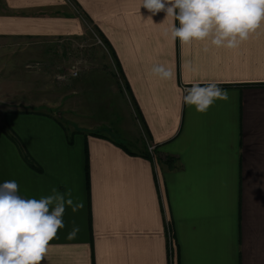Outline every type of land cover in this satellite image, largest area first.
<instances>
[{
	"label": "crops",
	"instance_id": "crops-1",
	"mask_svg": "<svg viewBox=\"0 0 264 264\" xmlns=\"http://www.w3.org/2000/svg\"><path fill=\"white\" fill-rule=\"evenodd\" d=\"M71 2L0 0V60L32 38L79 35L76 6L117 69L73 76L70 130L32 108L0 121V184L15 180L35 199L71 189L81 205L66 208L40 264H264V24L234 49L181 46L165 34L172 18L140 0ZM156 64L173 78L153 74ZM109 76L125 87L117 111L97 98ZM211 82L229 99L207 113L183 103L182 89ZM128 96L139 116L131 137L120 122ZM112 124L134 149L102 132ZM147 143L156 145L150 158Z\"/></svg>",
	"mask_w": 264,
	"mask_h": 264
},
{
	"label": "clouds",
	"instance_id": "clouds-1",
	"mask_svg": "<svg viewBox=\"0 0 264 264\" xmlns=\"http://www.w3.org/2000/svg\"><path fill=\"white\" fill-rule=\"evenodd\" d=\"M152 15L161 11L172 23L165 30L181 46L208 41L220 48L234 49L264 24V0H140ZM151 18V17H149ZM164 19V20H165ZM178 22V25L176 24ZM152 73L169 80L173 71L163 64ZM183 103L207 113L217 100H228L229 93L217 83H198L182 89ZM15 180L0 184V264H40L46 257L49 242L65 227L66 208L76 212L81 205L72 199L71 189L61 193L56 188L39 199L23 198ZM74 226L68 238H75Z\"/></svg>",
	"mask_w": 264,
	"mask_h": 264
},
{
	"label": "rangeland",
	"instance_id": "rangeland-1",
	"mask_svg": "<svg viewBox=\"0 0 264 264\" xmlns=\"http://www.w3.org/2000/svg\"><path fill=\"white\" fill-rule=\"evenodd\" d=\"M66 1L73 6L71 0ZM75 8L82 29L79 35L69 33L55 38H32L24 42L27 44L23 45L25 50L11 52L8 56L6 53L1 57V123L7 125L6 120H3V116L9 110H28L32 108L53 114L58 122L67 130H70L72 89L77 85L76 81L78 80H73L70 72L85 73L89 69L92 71L97 70L103 72L106 79L108 73L117 70L116 64L110 56L109 48L101 35L81 12L78 13L76 6ZM60 77H64V79ZM109 79L108 83L104 85L103 95L98 93L97 98L101 101L105 95L104 102L106 103L108 99L110 102L112 101L110 106H113V109L117 111L118 107H123L124 103L123 99L122 103L118 99L120 93L117 92L120 89L119 92L125 97V87L121 85L117 89L115 81H112L111 77ZM112 82H114V85ZM117 99L118 101H116ZM104 102L100 103L104 104ZM132 105L133 103H130V97L128 96L127 108L129 111L127 117L124 119L123 116V120H120L122 125L125 123L123 127L130 137L135 132V122L139 124L138 113ZM3 124L2 126H4ZM113 124L111 126L106 125L101 129L102 132L122 140L129 148L134 149L133 142L128 141L121 131L113 127ZM69 135H71V132H69ZM15 137L19 141V137Z\"/></svg>",
	"mask_w": 264,
	"mask_h": 264
},
{
	"label": "built area",
	"instance_id": "built-area-1",
	"mask_svg": "<svg viewBox=\"0 0 264 264\" xmlns=\"http://www.w3.org/2000/svg\"><path fill=\"white\" fill-rule=\"evenodd\" d=\"M77 71H71L70 72V75L71 76H77ZM60 78H63L64 79V77H60ZM155 148H156V145L155 144H153V143H147V151H148V153H150V155H152V154H154V152H155Z\"/></svg>",
	"mask_w": 264,
	"mask_h": 264
},
{
	"label": "trees",
	"instance_id": "trees-1",
	"mask_svg": "<svg viewBox=\"0 0 264 264\" xmlns=\"http://www.w3.org/2000/svg\"><path fill=\"white\" fill-rule=\"evenodd\" d=\"M137 111V110H136ZM6 132V131H5ZM13 140H15V142H17L18 143V140H17V138L15 137V135L13 134V132L12 131H7L6 132ZM22 151H24L23 149H21ZM142 155L143 156H145V157H147V158H150V155L148 154V152H144V153H142ZM24 158L26 159V160H28V156L26 155V154H24Z\"/></svg>",
	"mask_w": 264,
	"mask_h": 264
}]
</instances>
